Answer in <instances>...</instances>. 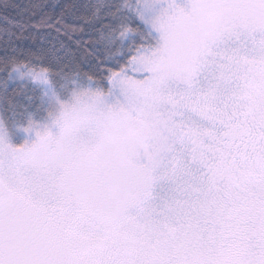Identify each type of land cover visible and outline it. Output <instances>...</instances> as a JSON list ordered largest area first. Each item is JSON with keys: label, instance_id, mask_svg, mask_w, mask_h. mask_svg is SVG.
<instances>
[{"label": "snow or ice", "instance_id": "1", "mask_svg": "<svg viewBox=\"0 0 264 264\" xmlns=\"http://www.w3.org/2000/svg\"><path fill=\"white\" fill-rule=\"evenodd\" d=\"M0 264H264V0H0Z\"/></svg>", "mask_w": 264, "mask_h": 264}]
</instances>
